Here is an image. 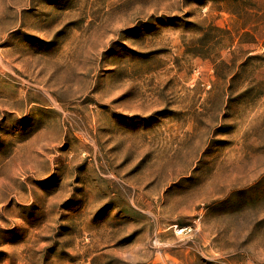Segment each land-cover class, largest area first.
<instances>
[{"label": "rangeland", "instance_id": "rangeland-1", "mask_svg": "<svg viewBox=\"0 0 264 264\" xmlns=\"http://www.w3.org/2000/svg\"><path fill=\"white\" fill-rule=\"evenodd\" d=\"M0 264H264V0H0Z\"/></svg>", "mask_w": 264, "mask_h": 264}]
</instances>
